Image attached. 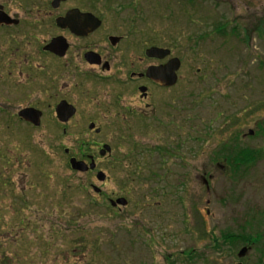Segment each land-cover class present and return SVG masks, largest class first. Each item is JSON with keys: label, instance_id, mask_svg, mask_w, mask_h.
I'll use <instances>...</instances> for the list:
<instances>
[{"label": "rangeland", "instance_id": "obj_1", "mask_svg": "<svg viewBox=\"0 0 264 264\" xmlns=\"http://www.w3.org/2000/svg\"><path fill=\"white\" fill-rule=\"evenodd\" d=\"M42 2L0 0L8 15L23 21L0 28V215L11 220L13 234L21 231L17 238L29 241L27 261L264 264V0H94L106 26L128 35L129 43L171 47L182 60L179 83L155 93V122L128 118L115 126L100 118L98 134L87 120L95 117L104 89H56V100L68 99L77 109L62 124L47 108L51 92L40 88V61H28L21 76L3 68L12 40L47 34L26 25ZM219 24L239 34L220 35L214 30ZM127 92L126 105L144 108ZM176 94L183 95V108L164 114L161 101ZM26 105L45 111L35 129L16 121V111ZM236 135L260 153L250 167L230 173L212 156ZM166 139L178 143L177 156L155 152L148 161L150 147ZM102 144L110 152L101 157ZM133 150L145 161L138 164V182L124 187L120 166L130 162L121 159ZM81 153L95 157L103 181L95 172L69 168L68 157L80 159ZM161 160L162 178L156 181L149 172ZM118 196L127 205L111 209L109 199ZM226 232L260 237L238 256L245 243L223 242Z\"/></svg>", "mask_w": 264, "mask_h": 264}, {"label": "flooded vegetation", "instance_id": "obj_2", "mask_svg": "<svg viewBox=\"0 0 264 264\" xmlns=\"http://www.w3.org/2000/svg\"><path fill=\"white\" fill-rule=\"evenodd\" d=\"M52 1L43 0L34 18L26 23L30 28L37 29L39 33H47L45 37L40 40L30 32L27 38L12 40L9 49L4 50L5 54L8 53L6 62H3L7 74L13 76L16 73L21 76L28 61H40L36 66L41 71L40 88L51 92L49 97L55 102L51 103L52 100H49L46 105L57 121L56 106L60 102H66L74 108L75 113L67 122L76 115L77 109L73 103L67 101L68 99L56 100L58 94L60 95L59 90L56 89H104L103 99L95 104L98 109L94 111L95 117H92L94 120L88 119V124L92 123L96 126V121L100 118L105 120V123L115 126H123V122L128 118L136 119L139 123L155 122L157 109L155 93L169 91L181 80L182 60L173 54V49L167 47L170 53L161 58L146 55L145 50L154 43H146V41L141 47L137 46L136 42L129 43L128 35L118 34L110 28L111 25L106 26L104 17L97 13L94 0H59L56 6H52ZM92 16L99 20V24L88 32L87 29L93 24ZM12 18L17 21L15 24L2 25L0 28H13L23 23L21 19ZM73 28L84 31L76 33L72 31ZM1 56L3 55L0 52ZM173 57L179 59L178 69L175 72L176 82L173 85H164L148 77L149 68L163 66ZM127 91L137 96L138 102L143 104L144 108L126 105ZM183 100L182 94H176L169 97V100L161 101L160 109L164 114L175 113L183 108ZM23 108H34L40 112L39 123L36 125L39 127L45 118V111L33 105L23 106L16 111L17 120H15L31 129L37 127L18 116V112ZM171 122L173 121L169 118L167 124ZM118 132L124 137V130L120 128ZM5 216L0 215V253H5L3 257L0 256V264H30L27 261V254L30 251L29 241L17 238V235L21 234L20 230L13 234L11 220L4 219ZM22 238L26 240L27 236ZM20 254L23 256L21 257Z\"/></svg>", "mask_w": 264, "mask_h": 264}, {"label": "trees", "instance_id": "obj_3", "mask_svg": "<svg viewBox=\"0 0 264 264\" xmlns=\"http://www.w3.org/2000/svg\"><path fill=\"white\" fill-rule=\"evenodd\" d=\"M227 25L225 24H219L217 25L214 30L217 31L220 35H230V34H239V31L236 30V27H232L231 29L227 30ZM168 126L173 127L175 130L177 129L176 126H173L171 124H168ZM238 135L236 137H232V139L226 143H224L216 152H214V156H212V161H218L222 160L226 163L228 166V169L230 173H236L239 172L242 169H246L250 167L254 161L257 159V156L259 155L258 149H253L247 146L241 145L239 142ZM169 139L165 140V144L161 145L160 147H150V150L147 151L146 157L147 160L150 161L151 158H153L154 153L161 152L160 155H171V152L175 151V156H177V152H179V148L177 147L178 143H173L168 141ZM181 141V140H180ZM133 147H137L136 143H132ZM132 147V148H133ZM164 149V151H162ZM136 154L135 150H133V154L127 155L122 157L121 161L124 163V161L130 162L129 165L126 166H120V170L123 173V179L121 180V183L124 185V187L132 185V183L135 181L138 182L139 175H140V167L138 164L141 161H145L144 159H139ZM163 161L157 162L156 167L152 169L149 173L152 174V179L159 181V179L162 178V173L160 171L163 170ZM155 170V171H153ZM221 237L223 238V242H242L245 243L246 241H249L250 239H257L260 237L259 234H254L253 236H245L243 234L234 236L230 232L222 233Z\"/></svg>", "mask_w": 264, "mask_h": 264}, {"label": "water", "instance_id": "obj_4", "mask_svg": "<svg viewBox=\"0 0 264 264\" xmlns=\"http://www.w3.org/2000/svg\"><path fill=\"white\" fill-rule=\"evenodd\" d=\"M59 0H53L52 6H56L58 4ZM93 24L89 27V30H92L99 24V20H97L94 16H92ZM17 21L15 19L10 18L4 11L3 7L0 5V25L2 24H15ZM72 31L76 33L83 32L84 29H77L73 28ZM54 42V41H52ZM169 50L165 48H160L156 46H152L150 48H147L145 50L146 55L150 57H157L161 58L169 54ZM179 60L177 58L170 59L166 64L159 67H152L149 68L147 71L148 77H151L154 81H157L164 85H172L176 81V75L175 71L178 68ZM74 113V108L66 102H60L56 106V115L59 121L66 122ZM18 116L23 118L24 120L30 121L35 125H38L39 119H40V112L34 108H24L18 112ZM90 129L94 127V124L90 123L88 126ZM96 132L99 131V128L95 130ZM249 134H252V131L249 132ZM66 152L68 150H65ZM107 151H110V147L108 145H103L102 148L99 151L100 155H104ZM69 165L73 170L79 171V172H85L88 169H93L95 167L94 161H91L90 164L85 163L82 160H78L75 157H71L69 159ZM96 179L98 181H103L105 179V174L102 171H98L96 173ZM94 191H99V189L95 186H93ZM127 203L126 199L123 197L116 198L115 200H110V204L112 206L121 205L125 206ZM247 248L243 247L240 249L238 256H242L245 254Z\"/></svg>", "mask_w": 264, "mask_h": 264}]
</instances>
